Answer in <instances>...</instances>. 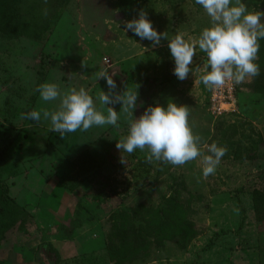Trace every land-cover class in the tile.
<instances>
[{"label": "rangeland", "instance_id": "374dc122", "mask_svg": "<svg viewBox=\"0 0 264 264\" xmlns=\"http://www.w3.org/2000/svg\"><path fill=\"white\" fill-rule=\"evenodd\" d=\"M243 2L264 11V0ZM18 5L47 29L38 40L0 36V180L20 208L15 236L1 248L3 264H39L36 253L45 243L57 264H264V39L255 61L259 75L232 85L236 111L216 116L208 100L217 89L197 83L204 61L198 48L192 72L180 81L166 40L153 47L123 28L143 9L157 32L196 41L209 17L194 0ZM101 68L117 72L115 92L137 86V117L154 102L187 105L194 134L227 148L216 172L201 177L199 157L173 166L148 163L146 150L120 152L115 144L127 123L118 103L112 105L118 127L63 138L47 120L23 118L56 106L40 100L35 88L42 82L85 87L95 100L108 90L95 79Z\"/></svg>", "mask_w": 264, "mask_h": 264}, {"label": "clouds", "instance_id": "9594fccd", "mask_svg": "<svg viewBox=\"0 0 264 264\" xmlns=\"http://www.w3.org/2000/svg\"><path fill=\"white\" fill-rule=\"evenodd\" d=\"M209 17V24L200 30L196 41L186 40L182 34L169 36L157 32L143 9L123 22L125 31H130L140 40H148L153 47L167 41V48L173 61V75L180 81L192 72L193 57L197 48L204 54L201 75L197 83L205 88L220 89L226 84L239 85L246 78L259 75L255 62L264 39V11L249 10L243 0H194ZM115 73L99 69L96 81L103 79L107 91L101 90L93 96L85 87L61 89L57 83L42 82L35 91L44 102H57L49 109L29 110L23 113L28 121L49 122V131L62 138L66 133L77 130L86 132L94 126L118 127L120 114L112 105L119 104L120 113L126 115L127 131L115 147L126 154L145 151L148 163L153 161L182 166L200 158V176L207 178L216 172L227 148L213 141L205 143L194 134L189 124V108L185 104L168 99L166 105L158 102L147 105L137 117L133 110L138 105L137 86L134 90L115 92ZM96 101L106 107V113L97 107ZM201 145H203V150ZM235 210V209H234Z\"/></svg>", "mask_w": 264, "mask_h": 264}, {"label": "trees", "instance_id": "16d2710c", "mask_svg": "<svg viewBox=\"0 0 264 264\" xmlns=\"http://www.w3.org/2000/svg\"><path fill=\"white\" fill-rule=\"evenodd\" d=\"M20 0H0V36L6 39L24 36L30 39L38 40L43 32L47 29L46 24L37 20H28L23 14L20 6ZM113 79L118 77L116 71ZM141 84L140 89L144 92L147 88ZM238 101V100H237ZM141 103L138 98L137 107L140 108ZM0 252L9 240L14 238V232L17 231L16 218L19 214V207H16L14 200L9 196L8 186L0 180ZM14 205V206H13ZM36 253V261L39 264H57V255L48 243L41 244ZM0 264L3 259L0 256Z\"/></svg>", "mask_w": 264, "mask_h": 264}, {"label": "built area", "instance_id": "2783aa9c", "mask_svg": "<svg viewBox=\"0 0 264 264\" xmlns=\"http://www.w3.org/2000/svg\"><path fill=\"white\" fill-rule=\"evenodd\" d=\"M233 86L231 84H226L217 91H214L212 97L209 98L208 110L216 116L223 114H231L235 112V106L237 104V97L233 96ZM228 96V99L225 100V96ZM225 101V102H224Z\"/></svg>", "mask_w": 264, "mask_h": 264}]
</instances>
